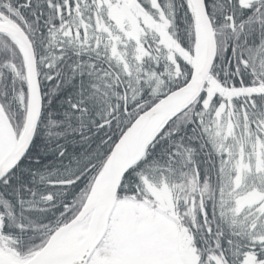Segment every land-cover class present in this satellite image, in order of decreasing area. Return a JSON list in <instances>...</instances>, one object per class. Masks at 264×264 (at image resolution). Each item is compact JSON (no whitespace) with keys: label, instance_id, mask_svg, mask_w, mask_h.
Here are the masks:
<instances>
[{"label":"snow or ice","instance_id":"obj_1","mask_svg":"<svg viewBox=\"0 0 264 264\" xmlns=\"http://www.w3.org/2000/svg\"><path fill=\"white\" fill-rule=\"evenodd\" d=\"M0 264H264V0H0Z\"/></svg>","mask_w":264,"mask_h":264}]
</instances>
